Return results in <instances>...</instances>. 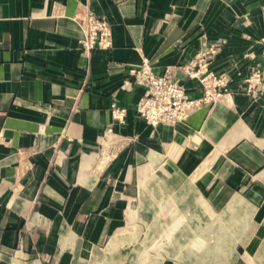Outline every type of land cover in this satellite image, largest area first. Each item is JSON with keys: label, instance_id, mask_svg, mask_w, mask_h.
Masks as SVG:
<instances>
[{"label": "crops", "instance_id": "0c3cea01", "mask_svg": "<svg viewBox=\"0 0 264 264\" xmlns=\"http://www.w3.org/2000/svg\"><path fill=\"white\" fill-rule=\"evenodd\" d=\"M85 9L112 30L89 55ZM262 37L264 0H0V264H264ZM212 42L228 90L148 124L130 69L199 97Z\"/></svg>", "mask_w": 264, "mask_h": 264}, {"label": "built area", "instance_id": "2783aa9c", "mask_svg": "<svg viewBox=\"0 0 264 264\" xmlns=\"http://www.w3.org/2000/svg\"><path fill=\"white\" fill-rule=\"evenodd\" d=\"M74 19L85 32L81 40L82 51L91 54L97 48L111 46L112 30L108 20L85 9L77 12ZM264 55V37L261 39ZM222 45L212 42L199 52L197 56L183 66L191 76L200 79L204 93L199 97H191L185 84L175 77L173 66H167L163 73L157 74L150 60L145 59L138 67L130 69L136 84L143 87V93L137 104L139 115L150 125L177 124L186 121L200 106L214 103L219 96L228 90L230 78L226 72L208 70L217 57ZM246 91L252 94H264V66L252 72L246 79ZM116 117L120 118L121 109L116 108Z\"/></svg>", "mask_w": 264, "mask_h": 264}, {"label": "rangeland", "instance_id": "374dc122", "mask_svg": "<svg viewBox=\"0 0 264 264\" xmlns=\"http://www.w3.org/2000/svg\"><path fill=\"white\" fill-rule=\"evenodd\" d=\"M147 236H148L147 225H146V227L145 226H142V230L140 232V238L146 239ZM147 253H149V252H147Z\"/></svg>", "mask_w": 264, "mask_h": 264}]
</instances>
